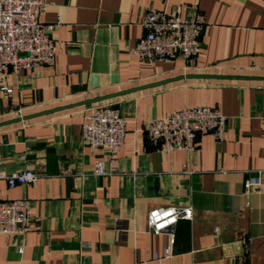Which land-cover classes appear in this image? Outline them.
I'll return each instance as SVG.
<instances>
[{
  "label": "crops",
  "instance_id": "obj_1",
  "mask_svg": "<svg viewBox=\"0 0 264 264\" xmlns=\"http://www.w3.org/2000/svg\"><path fill=\"white\" fill-rule=\"evenodd\" d=\"M45 1L53 64L0 90V171L38 175L14 187L0 178V200L28 199L32 217L26 234H0V264H264V0ZM149 9L202 11L199 55L150 64L131 54ZM101 104L127 129L95 176L104 153L82 142L81 123ZM192 105L226 115L223 140L200 134L194 151L168 153L149 141L145 121ZM183 206L192 217L171 228L163 257L169 235L149 230L147 212Z\"/></svg>",
  "mask_w": 264,
  "mask_h": 264
},
{
  "label": "built area",
  "instance_id": "obj_2",
  "mask_svg": "<svg viewBox=\"0 0 264 264\" xmlns=\"http://www.w3.org/2000/svg\"><path fill=\"white\" fill-rule=\"evenodd\" d=\"M46 5L45 0H0V90L10 93L6 81L16 77L22 70L53 64L55 43L51 33L53 25L40 20ZM205 24L202 11L183 17L164 10L149 9L142 20L145 34L130 48L131 54L141 61L153 63L160 60L170 62L177 57L192 60L201 51V33ZM127 121L111 104H101L90 109L81 123V139L90 152L104 153L96 159L92 173L105 176V162L114 163L116 153L123 145ZM147 138L165 153L173 150L194 151L197 136L212 134L223 140L227 130V117L218 108L207 105H192L177 109L165 117L154 118L143 123ZM184 173H191L183 169ZM38 175L31 170L10 174L0 171L8 187L34 182ZM260 175H251L244 182L245 190L259 187ZM31 204L26 198L0 200V234L24 235L32 227ZM192 208L156 207L147 212L146 224L153 233L166 231L169 235L163 257L172 253L174 234L172 227L178 219H191ZM87 244V243H85ZM21 252V248L18 249ZM158 257V255H155Z\"/></svg>",
  "mask_w": 264,
  "mask_h": 264
},
{
  "label": "water",
  "instance_id": "obj_3",
  "mask_svg": "<svg viewBox=\"0 0 264 264\" xmlns=\"http://www.w3.org/2000/svg\"><path fill=\"white\" fill-rule=\"evenodd\" d=\"M24 119V118H23Z\"/></svg>",
  "mask_w": 264,
  "mask_h": 264
}]
</instances>
